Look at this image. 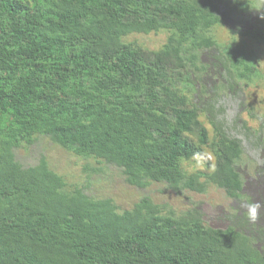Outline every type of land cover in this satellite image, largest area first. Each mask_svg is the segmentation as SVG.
<instances>
[{"label":"trees","instance_id":"16d2710c","mask_svg":"<svg viewBox=\"0 0 264 264\" xmlns=\"http://www.w3.org/2000/svg\"><path fill=\"white\" fill-rule=\"evenodd\" d=\"M259 2L0 0V264H264V169L242 177V143L219 118V92L259 78L249 48L264 46V15L241 27ZM163 31L158 51L124 42ZM39 136L117 167L129 186L213 185L239 204L224 229L149 197L119 212L45 158L24 168L14 151ZM207 150L214 160L189 170Z\"/></svg>","mask_w":264,"mask_h":264},{"label":"rangeland","instance_id":"374dc122","mask_svg":"<svg viewBox=\"0 0 264 264\" xmlns=\"http://www.w3.org/2000/svg\"><path fill=\"white\" fill-rule=\"evenodd\" d=\"M255 8L253 11L264 14V4L259 2ZM243 20L244 25L241 27L250 29L254 27L253 24L257 19L252 15L249 20L246 17ZM232 23L238 27L240 25L236 20ZM167 38L168 34L163 31L133 34L124 39V42L137 43L147 51H158L167 42ZM217 39L221 43L228 42L232 39V34L230 35L229 29L222 27L217 31ZM249 49L253 52L259 78L254 79L253 83L243 82L233 91L222 89L219 92L220 121L224 123L230 136L239 139L243 146L238 169L244 179H252L257 169H264V46H260L259 49L251 47ZM205 78L210 84L219 85V77L213 79L211 75H207ZM203 121L212 132L207 121ZM245 126L250 130L247 131ZM14 153L16 160L24 168L34 167L45 158L51 169L61 175L69 186H85L89 196L96 199H111L119 211L129 210L142 198L149 197L155 204L168 206L177 215L198 207L208 226L224 229L229 224L225 216L239 204L238 201L230 199L224 190L213 185L205 194L189 191L176 194L167 185L161 183H153L147 189L129 186L125 182L122 170L117 167L98 163L95 159L78 157L44 136H39L35 144L29 148L15 150ZM213 160L214 155L207 150L203 156L187 164V167L189 170H205L206 163ZM93 169L97 172L94 173Z\"/></svg>","mask_w":264,"mask_h":264},{"label":"clouds","instance_id":"9594fccd","mask_svg":"<svg viewBox=\"0 0 264 264\" xmlns=\"http://www.w3.org/2000/svg\"><path fill=\"white\" fill-rule=\"evenodd\" d=\"M252 15H255V16H263V15H261L259 12L257 13V12H255V11H253L252 12V14L250 15V18H251V16ZM245 17L244 16H242V19H244ZM247 18V17H246ZM248 20V19H247ZM247 20H246V22H247ZM235 26H238V25H235ZM45 137V136H44ZM48 138V137H47ZM34 145V144H33ZM58 145V144H57ZM61 147V146H60ZM68 151V150H67ZM48 162V161H47ZM50 166V165H49ZM51 168V167H50ZM55 172V171H54ZM66 181V180H65ZM126 182V181H125ZM67 183V182H66ZM127 184V183H126ZM153 184V183H152ZM151 184V185H152ZM68 185V184H67ZM128 185V184H127ZM150 185V186H151ZM75 186H77V185H75ZM149 186V187H150ZM68 188H70V187H73V186H67ZM79 187H81V186H79ZM148 187V188H149ZM83 188H86L85 186H83ZM136 188V187H135ZM139 189V188H138ZM86 190H87V188H86ZM87 193V192H86ZM88 195V194H87ZM91 197V196H90ZM96 199V198H95ZM111 200V199H110ZM113 201V200H112ZM114 202V201H113ZM139 202V201H138ZM137 202V203H138ZM115 204V203H114ZM116 205V204H115ZM257 205H255V204H253V205H249V219H251V220H253V221H255L256 220V218H257ZM118 208V207H117ZM133 208V207H132ZM131 208V209H132ZM119 210V209H118ZM130 210V209H129ZM126 211V210H125ZM119 212H123V211H119Z\"/></svg>","mask_w":264,"mask_h":264}]
</instances>
